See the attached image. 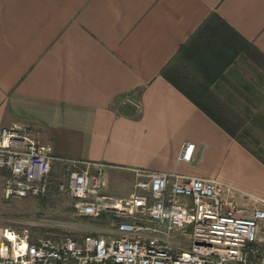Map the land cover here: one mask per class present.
Returning a JSON list of instances; mask_svg holds the SVG:
<instances>
[{"label": "crops", "instance_id": "0c3cea01", "mask_svg": "<svg viewBox=\"0 0 264 264\" xmlns=\"http://www.w3.org/2000/svg\"><path fill=\"white\" fill-rule=\"evenodd\" d=\"M12 124L52 147L55 185L73 160L106 164L115 197L134 191L133 169L264 176L242 134L264 129V0H0V127Z\"/></svg>", "mask_w": 264, "mask_h": 264}, {"label": "built area", "instance_id": "2783aa9c", "mask_svg": "<svg viewBox=\"0 0 264 264\" xmlns=\"http://www.w3.org/2000/svg\"><path fill=\"white\" fill-rule=\"evenodd\" d=\"M194 148L187 142L178 160L190 162ZM55 159L34 128L0 127L4 200L46 195ZM106 167L73 160L56 184L77 216H106V228L56 239L6 227L0 264H264L263 197L240 205L222 180L147 169H133L134 191L115 197L104 193Z\"/></svg>", "mask_w": 264, "mask_h": 264}, {"label": "rangeland", "instance_id": "374dc122", "mask_svg": "<svg viewBox=\"0 0 264 264\" xmlns=\"http://www.w3.org/2000/svg\"><path fill=\"white\" fill-rule=\"evenodd\" d=\"M242 134L250 135L244 137L243 141L249 144L248 148L251 151L264 160V129H251ZM223 175L237 195L246 194V198L251 201L255 197L264 198V176L254 167H245L241 172H225ZM3 177L4 171L0 169V191L4 183ZM57 177L56 174H50L51 188L46 195L11 201L0 198V235L4 228L12 227L18 231L26 228L32 236H50L59 239L65 236L81 237L99 233L102 228H106L108 223L106 216L102 219H93L76 215L70 196L58 191L55 185ZM106 186L111 192L119 190V194L124 195L129 182L124 183V188L120 186L119 189L113 190V182L110 179Z\"/></svg>", "mask_w": 264, "mask_h": 264}]
</instances>
